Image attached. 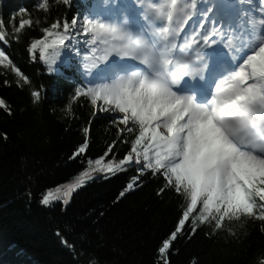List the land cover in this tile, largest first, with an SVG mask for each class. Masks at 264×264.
<instances>
[{"label": "snow or ice", "instance_id": "6c2138e0", "mask_svg": "<svg viewBox=\"0 0 264 264\" xmlns=\"http://www.w3.org/2000/svg\"><path fill=\"white\" fill-rule=\"evenodd\" d=\"M68 2L63 0L64 4ZM137 2L144 9L143 19L153 26L150 43L133 37L127 22L118 26L99 17L74 16L71 28L67 20L54 21L50 28H44L45 38L31 44L33 58L39 47L40 58L52 71V63L60 56V46H65V41L71 43L70 32L86 33L90 51L83 56L84 76H98V70H92L104 61L113 71L110 76H98L102 82L78 83L69 99L82 96L94 108L102 105L113 112L122 126L116 128L118 134L134 133L121 159L104 163L102 156H96L86 160L88 166L73 182L46 189L40 203L60 204L63 211L72 193L91 179V173H115L134 161L131 166L138 175L127 180L124 191L134 189L141 182L140 176L151 174L160 178L158 193L167 188L180 201L173 229L156 248L157 264H170L168 254L173 241L184 228L191 235L198 221L210 224L215 234L224 228L222 221L235 220L237 226H242L245 218H251L261 222L264 232V0H258V7L253 0H240L254 10L241 13L242 18L248 19L246 25H239L241 36L247 34L246 43L240 48L225 34L224 22L212 23L217 5L205 13L211 17L205 23L212 31L204 30L200 41L193 40L195 49L182 37L198 15L201 0ZM39 7L45 9L47 5L42 3ZM31 23L21 20L19 29ZM0 37H5L3 30ZM218 43L229 45L228 50L238 61L237 70L220 78L213 85L214 91L184 90L186 78H204L210 64L205 52L215 49ZM239 52L245 53L243 60ZM127 60L137 61L142 67L132 70ZM0 64L6 68L12 64L2 50ZM11 71L28 83L16 67ZM39 95L32 90L31 101L36 102ZM0 109L12 114L3 98ZM83 131L87 132L86 125ZM4 138L7 139L6 135ZM86 143V138L78 143L69 159L84 154ZM109 147L111 144L105 147V153ZM64 243L67 245L68 241ZM258 264H264V259Z\"/></svg>", "mask_w": 264, "mask_h": 264}, {"label": "trees", "instance_id": "16d2710c", "mask_svg": "<svg viewBox=\"0 0 264 264\" xmlns=\"http://www.w3.org/2000/svg\"><path fill=\"white\" fill-rule=\"evenodd\" d=\"M33 2H6V12L25 6L23 16L33 22L17 34V13L4 17L11 33L0 24L5 32L0 49L28 79L25 84L11 71L12 64H0V98L12 112L0 109V264H157L156 248L173 229L180 206L167 188L157 192L160 178L140 176L134 189L124 191L127 180L138 175L128 163L115 173L92 174L63 211L60 204L40 203L46 189L73 182L88 166L86 160L121 159L134 133L118 134L116 128L122 126L101 105L94 111L82 96L69 99L74 93L71 83L48 78V65L38 61L39 47L33 60L29 48L45 38L44 28L74 17L63 0H49L45 10H37ZM75 49L60 46L55 62ZM32 90L40 93L36 102L31 101ZM85 138V153L69 159ZM223 224L215 234L210 224L199 221L191 235L184 228L172 243L170 264H258L264 259L259 220Z\"/></svg>", "mask_w": 264, "mask_h": 264}, {"label": "rangeland", "instance_id": "374dc122", "mask_svg": "<svg viewBox=\"0 0 264 264\" xmlns=\"http://www.w3.org/2000/svg\"><path fill=\"white\" fill-rule=\"evenodd\" d=\"M119 21H120V19L118 18L117 22H119ZM206 27L209 29V25H208V24H206ZM96 173H97V172H93V173H91V175H92V174L95 175Z\"/></svg>", "mask_w": 264, "mask_h": 264}, {"label": "bare ground", "instance_id": "6f19581e", "mask_svg": "<svg viewBox=\"0 0 264 264\" xmlns=\"http://www.w3.org/2000/svg\"><path fill=\"white\" fill-rule=\"evenodd\" d=\"M109 71H110V70H109ZM109 71H108V72H109Z\"/></svg>", "mask_w": 264, "mask_h": 264}]
</instances>
